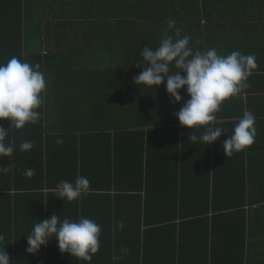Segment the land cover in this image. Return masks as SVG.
<instances>
[{"label":"trees","instance_id":"trees-1","mask_svg":"<svg viewBox=\"0 0 264 264\" xmlns=\"http://www.w3.org/2000/svg\"><path fill=\"white\" fill-rule=\"evenodd\" d=\"M154 1L157 4H152ZM138 2L143 5L125 9L116 5L88 6L85 11L89 21H78L75 27L69 24L76 10L67 5L66 28L82 29L87 35L98 31V38H46L43 31L52 28V24L39 18L35 25L38 36L31 39L23 36L25 0H0V63H7L15 56L32 65L39 64L47 81L42 94L44 102L37 110L39 120L22 130L14 129L13 136L7 138L13 139L14 153L0 157V168H11L5 176L0 173V235L4 237L0 248L9 251L12 241L17 244L25 241L37 220H44L45 211L49 218L51 206L55 205L64 207V216L71 221L88 218L103 227L108 237L100 241H105L108 248L113 229L115 241H128L131 253L126 258L129 259L115 264H167L170 253L173 264H185L190 256L178 247L187 241L197 245L200 254L203 250L199 245L203 241H211L205 247L212 246L213 241H228L237 247L235 243L240 242L243 257H237L236 264H244L246 249L254 241V264H264V0ZM169 20L175 21L181 36L191 38L194 51L214 48L221 55L238 50L256 56L257 68L247 80L245 92L226 100L220 109L223 111L220 117L225 112L227 116L233 113L243 116L245 110L253 113L254 109L256 137L252 166L240 157L246 150L237 156L236 153L225 156L220 150L216 151L214 180L207 173L205 178L194 174L197 177L193 182L184 181L181 171L189 167L181 161L185 149L179 150L178 146L184 147L179 135L184 137L189 129L171 124L178 121L176 113L189 99L186 91H181L182 101L176 104L166 92V81L154 89L134 84V78L142 71L137 66L141 63L140 51L147 46L153 49L159 46ZM123 30L125 37H107L110 31ZM174 33L175 29L168 34ZM212 33L226 38V51L212 45ZM107 51L113 55L114 75L109 71ZM154 97L157 99L153 100ZM232 104L235 109L230 110ZM123 122L128 125L121 128L127 132L114 130L116 123ZM0 127L7 130L11 124L0 121ZM78 133L85 135L88 143L94 142L97 151L94 159L100 168L83 171L90 181L89 191L69 203L46 193L55 190L59 183L50 180L53 167L50 161L43 164V148L46 147L49 157L55 156L64 139L74 138ZM168 133H175L171 134L172 138L167 136L172 144L155 142L156 135ZM122 134L131 137L126 140L131 146L124 153L114 147L116 137ZM23 141L32 142L30 151L20 150ZM212 145L208 146L209 151ZM194 148L195 158H202V151L197 146ZM19 154L35 163L17 167ZM162 159H171L176 165L177 172L168 164L173 172L170 182L154 180L151 173L155 163H164ZM28 168L34 170L31 178L25 175ZM250 170L254 179H247ZM53 175L64 181L70 177L64 167ZM38 209L40 213L36 216ZM25 213L27 217H23ZM152 241H163L162 248ZM202 255L208 260L206 254ZM168 264H172L171 259Z\"/></svg>","mask_w":264,"mask_h":264},{"label":"clouds","instance_id":"clouds-1","mask_svg":"<svg viewBox=\"0 0 264 264\" xmlns=\"http://www.w3.org/2000/svg\"><path fill=\"white\" fill-rule=\"evenodd\" d=\"M175 29L174 35L168 34ZM190 37L181 36L174 20H169L165 34L155 49L147 46L140 51L142 69L134 78V84L149 89L158 88L166 81V92L172 101L180 104L181 91L185 90L189 99L176 113V118L183 128L190 129L187 139L192 142H203L207 147L218 140L224 129L214 127L216 114L221 105L228 99L244 93L248 87L247 80L257 68L256 56L245 55L238 50L228 55H221L216 49L204 51L193 50ZM47 87L45 75L40 65H32L13 56L7 63H0V121H9L11 127H0V157H10L15 145L13 139L8 141L12 131L22 130L28 124H35L40 118L37 111L43 104V96ZM141 88V87H140ZM203 129L201 135L196 133ZM13 136V135H12ZM224 136V135H223ZM256 137L255 116L245 112L223 143L225 156L249 149ZM62 143V141H57ZM31 141L20 144L21 151H30ZM11 171L6 166L0 173ZM27 177L34 175L28 168ZM90 181L85 176H78L75 182L61 181L55 192L61 201L71 203L86 194ZM32 233L26 237L27 253L36 254L47 246L50 237H55L59 251L82 261H91L100 247V226L93 220L81 218L71 221L60 220L52 214L43 221L37 220ZM0 235V241H3ZM0 248V264H10L5 250Z\"/></svg>","mask_w":264,"mask_h":264},{"label":"crops","instance_id":"crops-1","mask_svg":"<svg viewBox=\"0 0 264 264\" xmlns=\"http://www.w3.org/2000/svg\"><path fill=\"white\" fill-rule=\"evenodd\" d=\"M27 3V7H25V11L22 13V28L23 30V36L25 37L27 35L31 36V39H34L38 36L37 31L35 33V25L37 21H39V18L42 20H45L46 23L52 24V28L44 30L43 34L46 36V38H61V39H71V38H98L100 36L98 31H94V34L87 35L85 30L82 29H67V12H66V6H73L76 10L75 15L73 16L72 22L69 24V27H73L76 22H87L89 21L88 14L86 13L85 9L88 6H99V5H106V6H122L123 9L130 6H138L143 5L142 3H139L138 0H121V1H115V0H25ZM152 4H157L156 1H154ZM145 5V3H144ZM113 19H115V16L112 14ZM127 21L126 19H123ZM95 21H98L96 19ZM66 22V25H61V23ZM75 27V26H74ZM207 35H210L211 33H207ZM93 36V37H88ZM125 31H110V33L107 35L108 38H117V37H125ZM141 35H138L140 37ZM143 36V35H142ZM211 43L213 46L218 45L221 50L226 51L228 47H226V42L224 37H222V34L218 35H211ZM54 43V41H51ZM35 45V43H34ZM108 46V45H107ZM224 47V48H223ZM226 48V49H225ZM98 55V54H97ZM106 59H108L111 63V66L109 68V71L114 75L113 66L115 65V62L113 61V55L107 51ZM121 78H125L122 76ZM141 90V89H140ZM188 97V96H187ZM245 98V102L247 101V96H243ZM189 98V97H188ZM157 99V97H154L153 100ZM148 99H145L147 101ZM166 100V99H164ZM172 102V101H171ZM254 108V107H253ZM235 109V105L232 104L230 106V110ZM124 111V110H123ZM247 112V110H245ZM223 111H219L216 116L219 117V119H216L214 127H221L224 129V136L222 135L220 138H218L217 143L214 142L212 145V150L209 151V147H207L206 144H198L194 145V142H192L190 139L188 140V131H185L184 137L179 135V141L182 143L184 140V147L178 146L179 150L185 149V156L182 154V164L185 167H189L187 169H183L181 171L183 175V179L185 182H193L194 179L197 177L196 175H202L204 178L207 176V173H210V180H214V176L216 172L213 170V166L215 164V156L216 151L223 150V143L227 136H230L233 132L234 127L239 122V120L242 118L241 114L233 113L230 116H227L226 112L224 113V118L221 116ZM254 113V109H253ZM259 112L255 113L258 114ZM176 123H172V125H180L178 121H175ZM178 123V124H177ZM232 123V124H228ZM126 124L123 123H116V126L113 127L119 133H123L126 129L121 128L124 127ZM59 128L60 126H56ZM175 127V126H172ZM119 128V129H118ZM79 130L77 129V132ZM76 132V133H77ZM81 132V131H79ZM127 132V131H125ZM203 132V129H201L199 135H201ZM112 136V142H113V131L110 132ZM171 134L175 133H168L167 135H156L155 136V142L157 144H167L171 143L172 140H170L168 137H171ZM168 136V137H167ZM172 138V137H171ZM131 140L130 135L122 134L118 135L115 139V145L114 147L121 152H125L124 149L131 146V142L129 144H126V140ZM65 143L63 144L62 148L60 147L58 153L55 156L49 157L48 154H46V147L43 148L44 150V156H43V164L51 162L49 165L53 167L52 174H50L52 181L54 182H61L64 180L58 179L53 175L54 172H56L57 169H60L61 167H64L66 169L67 174H70V177L67 178L69 182H75L76 178L78 176H83V171H86L87 169H93V168H100V164L98 161H96L94 158L97 156L96 146L94 142L91 140L90 143L87 141V137L81 133H78L75 135L74 138L67 139L65 138ZM114 144V143H113ZM182 145V144H181ZM194 146H197V150L202 151L203 157L199 158L198 160L195 158L196 150H194ZM163 147H165L163 145ZM51 150V149H50ZM106 153L110 154L109 151L104 150ZM14 153V151H13ZM12 153V154H13ZM214 156H211V154ZM239 154V153H238ZM236 153V156L238 155ZM241 154V152H240ZM180 156V155H179ZM34 157V156H33ZM242 159L245 160V164L247 165H253V159H254V143L253 145L246 150V154L240 155ZM29 157H23L19 154V159L17 162L18 166H24L25 164H31L35 162H29L32 160V158L28 159ZM124 158V156H122ZM28 159V160H27ZM240 163V158L238 159ZM164 163H161L158 161V165L155 163L152 167L151 173L154 176V180L158 181H164V182H170L173 179V172L172 168L177 172L176 165L173 160H167L162 159L161 160ZM15 163V162H13ZM168 164L172 168H168ZM182 166V167H183ZM197 166V167H196ZM210 166L211 168H209ZM104 169H105V163H104ZM194 167V169H193ZM74 172L77 173V175L73 174ZM196 174V175H194ZM20 175V172H19ZM247 179L253 178L254 175L252 171L250 170L247 172ZM3 176H5V173H3ZM47 176V174H46ZM22 178V177H21ZM31 178V177H30ZM22 180H24L22 178ZM27 181V180H25ZM254 182V180H253ZM50 194L51 196H57L55 190H52L50 192H46ZM1 195L2 192L0 191V202H1ZM49 195V196H50ZM145 196V194H144ZM60 205V204H59ZM24 208V207H23ZM40 213V210H37L36 216ZM51 215L56 214L59 216L60 220L67 218L64 213V207L61 206H51ZM23 217H27V213L23 215ZM211 217V215H210ZM50 218V216H49ZM1 219V218H0ZM48 219L47 211H45V217L44 220ZM68 219V218H67ZM3 220H1L2 224ZM103 227L101 229L100 233V239H103V237H108L106 233L103 231ZM55 237H50L48 241V245L45 247H42L40 251L36 254H29L27 253V239L25 241H20L18 244L14 241L11 242L10 246L11 249L8 251L6 250L9 258H10V264H115L120 263L121 261H127L129 258H126V256L131 253L130 244H128V241H115V233L113 229V235L112 238L109 237V241L111 243L110 248L106 247L105 241H100V247L99 251L93 255L91 261H82L78 258L71 257L68 253H61L58 248V244L55 240ZM130 242V241H129ZM156 246L161 249L163 241H152ZM213 241L212 246L205 247L207 244H210L211 241H203L202 244L199 245L200 248H202L203 252L200 254V252L197 249V245L193 244L192 241H187L185 245L182 247H178V249H182L186 251V253L190 256V259L186 261L185 264H236L237 257L241 258L243 257V254L240 251V242H237L235 244L238 245H229L228 241ZM249 247L246 249L245 256L243 258L244 264H254V241H250ZM128 244V245H127ZM177 249V250H178ZM143 251V244L140 245V252ZM206 254L208 256V260L202 255ZM153 259H156V256L153 255ZM173 264V258L172 253H170V258L167 261H170ZM157 260H160L157 259ZM178 261V256H176V262ZM126 263V262H124ZM153 264V263H152Z\"/></svg>","mask_w":264,"mask_h":264}]
</instances>
